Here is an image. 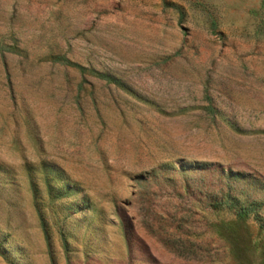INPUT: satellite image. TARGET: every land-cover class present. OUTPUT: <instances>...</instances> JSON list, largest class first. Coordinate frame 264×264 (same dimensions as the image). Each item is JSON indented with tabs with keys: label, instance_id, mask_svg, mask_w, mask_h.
<instances>
[{
	"label": "rangeland",
	"instance_id": "1",
	"mask_svg": "<svg viewBox=\"0 0 264 264\" xmlns=\"http://www.w3.org/2000/svg\"><path fill=\"white\" fill-rule=\"evenodd\" d=\"M0 264H264V0H0Z\"/></svg>",
	"mask_w": 264,
	"mask_h": 264
},
{
	"label": "trees",
	"instance_id": "2",
	"mask_svg": "<svg viewBox=\"0 0 264 264\" xmlns=\"http://www.w3.org/2000/svg\"><path fill=\"white\" fill-rule=\"evenodd\" d=\"M62 60L64 62H67L63 58ZM105 78H107L108 80H112L110 77H105ZM208 206L215 210L222 209V208L233 209L235 214L239 218H245L251 212H254L255 214H257L256 208L258 207V206H255L253 203H251L248 206H240L233 198H230V197H227L224 199L219 198V199L212 200L208 203Z\"/></svg>",
	"mask_w": 264,
	"mask_h": 264
}]
</instances>
